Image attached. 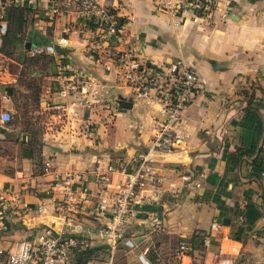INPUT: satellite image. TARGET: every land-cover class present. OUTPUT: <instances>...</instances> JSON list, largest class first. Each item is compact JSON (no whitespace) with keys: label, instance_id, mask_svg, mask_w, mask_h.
Instances as JSON below:
<instances>
[{"label":"crops","instance_id":"0c3cea01","mask_svg":"<svg viewBox=\"0 0 264 264\" xmlns=\"http://www.w3.org/2000/svg\"><path fill=\"white\" fill-rule=\"evenodd\" d=\"M50 2L0 0V19L4 20L0 47L8 10L20 6L30 12L18 50L30 56L36 46L58 45L68 50L51 55L53 63L35 67L31 74L39 82V106L29 117L41 128V166L22 157L27 138L21 129L0 122V189L11 191L17 203L28 208L24 212L12 210L13 202L8 201L10 212L0 225V249L13 250L44 223L62 228L51 216L53 198L46 192L53 172H71L85 179L89 196L72 226L76 231H93L102 221L92 213L98 189L95 162L130 164L146 156L163 181L164 193L157 205L137 206V217L127 226L126 237L138 239L136 249L125 253L132 256L129 260L138 263L137 254L157 242L153 251L160 264H175L179 240L202 231L210 235L211 246L203 255L191 254L196 264H264V0H217L219 9L228 14L222 22L217 13L208 18L172 17L158 10L155 0H96L100 8L112 9L117 17L127 20L128 42L138 58L155 64L182 59L200 80L201 89L178 126L181 141L167 152L150 150L156 111L132 99L112 72L88 56L87 46L94 34L82 28V16L66 11L51 15ZM21 69L0 53V115L8 112L13 118L18 91L28 93L18 85ZM77 72L88 77L98 90V99L117 109L111 125L106 124V110H78L79 116L90 117L94 123L93 139L77 127L78 120L61 127L54 116L53 107L60 103L58 91ZM251 88L254 110L248 112L245 100L237 95L239 89ZM121 99L129 101L131 108L119 109ZM68 112L71 117V108ZM254 158L261 161L259 169L251 166ZM45 164L48 173L44 172ZM183 175L191 176L200 186L184 185L180 180ZM115 180L113 176L112 183ZM40 205L48 214L38 218ZM150 213L158 215L164 226L156 239L148 231ZM213 222L220 227L216 231H210Z\"/></svg>","mask_w":264,"mask_h":264},{"label":"built area","instance_id":"2783aa9c","mask_svg":"<svg viewBox=\"0 0 264 264\" xmlns=\"http://www.w3.org/2000/svg\"><path fill=\"white\" fill-rule=\"evenodd\" d=\"M155 5L158 10L172 17L192 15L208 18L217 13L219 22L228 17L225 9H219L217 0H155ZM59 11L77 12L82 16V28L90 29L94 34L87 46L88 56L106 72H112L117 84L125 88L132 99L143 101L156 111V126L150 150L167 152L175 148L181 141L178 126L182 114L194 102L201 89L195 70L179 58L165 64L138 58L128 42L127 20L117 21L116 16L109 9L100 8L96 0H51L50 14L56 15ZM1 24H4L3 19H0ZM89 24H94L95 27L92 29ZM42 54L55 55L53 46H36L32 50V55ZM58 71L62 73L63 68L58 66ZM57 97L60 103L53 107L57 125L70 126L72 120L74 123L78 120L77 127L84 128V134L92 139L95 135L94 123L90 117L79 116L78 110L85 108L96 113L109 108L104 101L98 99V90L93 88L88 77L80 72L74 73L71 79L63 82ZM11 121L10 113L3 112L0 115L1 123ZM44 172H49L48 164H45ZM93 173L98 189L93 196L95 204L92 213L102 220L93 231H76L72 226L78 219L76 214L80 205L89 196L85 179L71 172H53L46 192L53 198L51 216L62 228H57L52 223L42 224L30 236L21 239L13 250L0 249V264H75L76 251L92 249L93 244L96 249L84 264H113L114 254L120 248L125 253L135 250L138 239L134 235L126 237L127 226L136 219L137 206L159 204L164 193L162 179L146 156L132 160L130 164L120 165L99 159L94 164ZM113 176H116L114 183ZM180 180L184 185L190 184L196 188L200 186L189 175L181 176ZM8 201L13 202L12 210H28L25 205L17 203V198L11 191L0 189V225L10 212L7 209ZM36 211L38 218L48 214L46 207L42 205ZM147 223L149 234L164 232L158 215L148 214ZM63 226L68 228L63 229ZM219 228L213 222L210 231ZM202 245L204 249L201 255L211 246L208 233L205 234ZM148 251L149 248H146L137 254L139 264H154L147 257ZM189 253V247L179 243L174 252L175 264H196ZM103 258L105 261H102ZM197 264L217 263L203 261Z\"/></svg>","mask_w":264,"mask_h":264},{"label":"trees","instance_id":"16d2710c","mask_svg":"<svg viewBox=\"0 0 264 264\" xmlns=\"http://www.w3.org/2000/svg\"><path fill=\"white\" fill-rule=\"evenodd\" d=\"M9 18L7 29L5 33L1 36V47L0 53L4 56L13 60L14 62L18 63L22 66V69L19 73L18 78V85L23 86L24 89L28 92L27 94H23L18 91V96L16 100L15 109L17 111L18 105L24 103L26 108V113L22 112V129L21 132L27 138L26 148H22L21 155L23 158L31 159L34 161L36 165H40V153H41V141H40V126L39 122L33 119H30L31 114L38 109L39 106V82L37 77L31 76L35 67L41 69L44 66L49 65L52 62V56L47 54L42 55H28L25 52L18 50V46L22 44L24 41V31L23 28L26 24V15L30 12V9L26 7L20 6H11L8 10ZM109 12L116 16L115 12L112 9H109ZM117 21L123 22L124 19L115 17ZM89 27L92 29L95 27L94 24H89ZM254 88L250 90L246 89H239L238 90V97H241L246 102V110L248 112L253 111L254 109L251 107L252 100H253ZM23 105V106H24ZM24 108V107H23ZM32 113H30V111ZM246 152H242V155H245ZM261 161L258 158H254L251 162V166L257 167L259 169ZM256 176V174H252ZM205 232L202 231H195L190 238L188 239H180L179 243L186 244L190 249V255L193 252L202 253L203 245L202 240L205 236ZM155 239L160 234H153ZM157 247V242H154L152 246H150L149 251L147 253L148 259L154 263L159 264L160 260L157 257V254L154 253L153 248ZM121 252L123 250L119 249ZM95 249H80L76 251L74 256V263L75 264H84L85 261L91 258L92 254L94 253ZM116 264H127L122 260ZM167 264V263H166Z\"/></svg>","mask_w":264,"mask_h":264},{"label":"rangeland","instance_id":"374dc122","mask_svg":"<svg viewBox=\"0 0 264 264\" xmlns=\"http://www.w3.org/2000/svg\"><path fill=\"white\" fill-rule=\"evenodd\" d=\"M105 102V104L106 105H108V108L109 109H107L106 111H108V116H107V118H106V124H109V125H111V124H113V122H114V118H115V114H116V112H117V109H114V107L112 108V106H110L109 104H108V102H106V101H104ZM24 105V103H22V104H20V106L18 105V109H17V111L15 112V114L13 115V118H12V121H11V124L12 125H14L15 127H17L18 128V130H20V129H22V126H23V124H22V112H24V113H26L27 111H26V108H25V105ZM24 107V108H23ZM30 111V110H29ZM100 111V110H99ZM98 111V112H99ZM104 111V110H103ZM30 113H32L31 111H30ZM40 133H41V130H40ZM95 133V132H94ZM93 139V138H92ZM129 257V258H128ZM132 258V256L130 255V254H125V252H121L120 250H118L115 254H114V258H113V264H116V263H118L119 261H121L122 262V260L124 261V262H126L127 264H139V263H134V262H132L131 260H129V259H131ZM134 257V256H133ZM102 261H105L104 260V258L102 259Z\"/></svg>","mask_w":264,"mask_h":264},{"label":"water","instance_id":"95a60500","mask_svg":"<svg viewBox=\"0 0 264 264\" xmlns=\"http://www.w3.org/2000/svg\"><path fill=\"white\" fill-rule=\"evenodd\" d=\"M53 49H54V52H55L56 55H63V54L68 52L66 47L63 48V47L58 46V45L53 46ZM118 108L119 109H130L131 108V104H130L129 101H124V100L121 99L118 102Z\"/></svg>","mask_w":264,"mask_h":264}]
</instances>
